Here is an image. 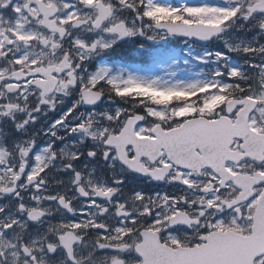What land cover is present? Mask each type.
Listing matches in <instances>:
<instances>
[{
	"label": "snow or ice",
	"instance_id": "snow-or-ice-1",
	"mask_svg": "<svg viewBox=\"0 0 264 264\" xmlns=\"http://www.w3.org/2000/svg\"><path fill=\"white\" fill-rule=\"evenodd\" d=\"M0 264H264V0H0Z\"/></svg>",
	"mask_w": 264,
	"mask_h": 264
},
{
	"label": "rangeland",
	"instance_id": "rangeland-1",
	"mask_svg": "<svg viewBox=\"0 0 264 264\" xmlns=\"http://www.w3.org/2000/svg\"><path fill=\"white\" fill-rule=\"evenodd\" d=\"M124 61H130V62H132V60H131V59H129V60H128V59H124Z\"/></svg>",
	"mask_w": 264,
	"mask_h": 264
},
{
	"label": "flooded vegetation",
	"instance_id": "flooded-vegetation-1",
	"mask_svg": "<svg viewBox=\"0 0 264 264\" xmlns=\"http://www.w3.org/2000/svg\"><path fill=\"white\" fill-rule=\"evenodd\" d=\"M125 58H128V56H125ZM125 58H124V59H125ZM118 59H119V57H118ZM128 62H130V61H128ZM126 63H127V62H126Z\"/></svg>",
	"mask_w": 264,
	"mask_h": 264
}]
</instances>
